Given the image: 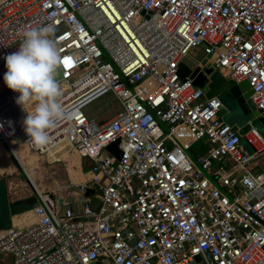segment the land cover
<instances>
[{"label": "built area", "instance_id": "obj_1", "mask_svg": "<svg viewBox=\"0 0 264 264\" xmlns=\"http://www.w3.org/2000/svg\"><path fill=\"white\" fill-rule=\"evenodd\" d=\"M36 24L55 26L66 61L67 118L43 148L27 143L3 81L4 57ZM201 50L210 58L194 67L246 81L264 117V0H0V147L91 163L61 196L35 190V221L0 230V264H264V140L251 122L240 136L218 99L178 77ZM108 92L121 111L97 126L81 109Z\"/></svg>", "mask_w": 264, "mask_h": 264}, {"label": "clouds", "instance_id": "obj_2", "mask_svg": "<svg viewBox=\"0 0 264 264\" xmlns=\"http://www.w3.org/2000/svg\"><path fill=\"white\" fill-rule=\"evenodd\" d=\"M53 24L26 25L15 51L4 57L5 86L18 93L16 103L25 112L22 122L28 144L43 148L50 143L48 130L66 119L61 103L62 61ZM2 128V125H0Z\"/></svg>", "mask_w": 264, "mask_h": 264}, {"label": "rangeland", "instance_id": "obj_3", "mask_svg": "<svg viewBox=\"0 0 264 264\" xmlns=\"http://www.w3.org/2000/svg\"><path fill=\"white\" fill-rule=\"evenodd\" d=\"M210 57L207 56L205 58H202L201 60L197 59V54L194 52H191L189 57L185 58L183 60V64L189 68L193 69L196 62H200L202 65H205L207 60ZM104 59L106 57L104 56ZM107 61V59H106ZM206 68H203V70ZM212 72V68L210 69ZM121 108L118 102L114 99L113 95L111 93H106L99 98L95 99L91 103L87 104L85 107L81 109L82 115L92 120L97 126L101 125L102 123L108 121L111 119L116 113L120 112ZM226 122L230 126L237 128V133L242 136L243 133L246 130L247 122L248 120L246 117L241 113V111L236 107L235 105H229L226 109ZM224 117V116H223ZM251 125L256 129V131L259 133V135L264 140V123H260L257 119H254L251 121ZM163 131H166V127L164 125H160ZM23 149V153L26 157L32 158L34 162H36L37 166L35 169L32 170V174L34 176V180L30 183L27 181L26 173L16 164L15 171L12 170L10 173H7V171L0 172V180H3L5 184L9 187L8 190V200L10 202L14 201H20L24 200L25 198L35 196V190L47 193L53 196H61L65 194V191L63 190V186L65 183L68 182V179L72 180L74 183L81 181L82 178L79 176L78 171H76V168H71V171H73V175L70 176L67 166L68 163L75 160L77 161V158L75 155H72L69 157V161L63 160L60 162H50L47 163L44 157H37L30 153L24 146L20 145ZM5 153L8 155H11L10 150L3 146ZM187 156L189 160L197 167L199 168V163L197 161V158L200 156V148L191 147L189 151L187 152ZM13 158V157H12ZM0 167L5 164V160L2 157L0 159ZM14 160V159H13ZM15 161V160H14ZM70 163V164H71ZM73 164V163H72ZM83 166L81 167L82 172L87 171L90 169L91 163L88 159L84 158L82 159ZM14 165V164H13ZM214 168H218L219 164L214 163ZM264 168V157L259 159L257 162V166L254 168V171H257L259 169ZM26 175V176H25ZM69 176V178H68ZM209 178V177H208ZM29 179V178H28ZM36 185V188L34 185ZM221 192L225 194V191L221 189ZM228 200L231 198L227 196ZM12 205V204H10ZM30 219L34 220L32 215H30ZM13 220L17 221L19 225H24L28 222V219L26 216L18 215L13 218ZM33 221V222H34ZM32 222V223H33ZM10 263V257L5 256L3 257V263L2 264H9Z\"/></svg>", "mask_w": 264, "mask_h": 264}, {"label": "water", "instance_id": "obj_4", "mask_svg": "<svg viewBox=\"0 0 264 264\" xmlns=\"http://www.w3.org/2000/svg\"><path fill=\"white\" fill-rule=\"evenodd\" d=\"M202 57L203 52L201 50L197 54V59L201 60ZM177 74L180 79L188 77L194 88H198L204 92V97L206 99L212 97L218 99L222 106L218 116H224V120H226L225 114L227 107L229 105H235L246 117L248 122L257 119L260 123H264V117L259 116V112L254 109L249 100L251 91L246 81L234 83L221 78L216 72H212L210 69L206 68L204 70H200L199 67H194L190 70L183 63L178 64ZM115 146L116 142L110 144L106 147V151L118 159L120 157V153L116 150ZM11 155L17 165L22 169L15 156L12 153ZM27 181L30 183L28 178ZM90 193L91 191L86 190L85 196ZM33 204L34 199L9 205L6 195V184L3 180H0V230L8 229L11 224V217L30 210ZM194 260L198 261V258L195 257Z\"/></svg>", "mask_w": 264, "mask_h": 264}, {"label": "crops", "instance_id": "obj_5", "mask_svg": "<svg viewBox=\"0 0 264 264\" xmlns=\"http://www.w3.org/2000/svg\"><path fill=\"white\" fill-rule=\"evenodd\" d=\"M11 145V144H10ZM11 150L13 151V154L15 155V157H16V159H17V161L19 162V164H20V166L23 168V170L25 171V173H26V175H27V177L29 178V180L32 182L33 180H34V176H33V174H32V170L33 169H35L36 168V166H37V164H36V162H34L33 160H32V158H28V157H26L25 155H24V153H23V149L21 148V146L20 145H11ZM21 156V157H20ZM4 158V160L6 161L5 162V164L3 165L4 167H5V169H4V171H7V173H10L12 170H14L15 171V166L13 165V163H12V161H11V158H10V156L7 154V153H5V151H4V148L3 147H0V159L1 158ZM19 159V160H18ZM76 162V163H75ZM71 163V162H70ZM69 163V171H70V175L72 176L73 174V171H71V169H70V166H71V164ZM36 164V165H35ZM83 166V164H82V160H80V159H77V161L75 160L74 161V167L76 168V171H78V173H79V176L82 178V180L81 181H83L84 180V178H85V176L84 175H82V172H79V168H81ZM17 170V169H16ZM4 171H1L0 170V172L2 173V172H4ZM31 173V174H30ZM69 177V176H68ZM80 180H79V182H81ZM34 185V187L36 188V185L35 184H33ZM37 189V188H36ZM6 190H7V186H6ZM7 194V193H6ZM35 199V198H34ZM28 200H31V198H25L24 200H20V201H14V202H16V203H18V202H24V201H28ZM7 202H8V204L10 205L11 203H13V202H10L9 200H8V194H7ZM13 205V204H12ZM24 212H27V211H24ZM31 213L30 212H27V213H23V214H21L22 216H26L27 217V219H28V222L26 223V224H28V223H32L33 221H30L29 220V215H30ZM32 215V214H31ZM17 222V221H16ZM13 223H15V222H13ZM18 223V222H17Z\"/></svg>", "mask_w": 264, "mask_h": 264}, {"label": "bare ground", "instance_id": "obj_6", "mask_svg": "<svg viewBox=\"0 0 264 264\" xmlns=\"http://www.w3.org/2000/svg\"><path fill=\"white\" fill-rule=\"evenodd\" d=\"M23 151V150H22ZM13 152V151H12ZM15 156V155H14ZM21 157V156H20ZM16 158V157H15ZM55 157L54 156H52V157H50L49 159H48V161H50L51 159H54ZM61 159H63V160H67V159H69L68 158V154H63L62 156H61ZM17 160V159H16ZM19 160V159H18ZM1 161V160H0ZM70 163V162H69ZM69 163H68V166H69ZM72 163L73 164H71V166H70V169L71 168H73L74 167V162L72 161ZM76 163V162H75ZM36 165V164H35ZM67 166V169H68V172H69V174H70V171H69V167ZM4 169H5V167L4 166H1L0 167V170L1 171H4ZM23 169V168H22ZM25 172V171H24ZM31 174V173H30ZM71 176V175H70ZM27 212H30V211H27ZM27 212H25V213H27ZM31 213V212H30ZM21 214H23V213H21ZM21 214H18V215H21ZM32 214V213H31ZM18 215H15V216H12L11 217V219H10V223H11V225L12 226H27V225H30V224H32V223H28V224H24V225H19L15 220H13V218L14 217H16V216H18ZM13 222H15V223H13Z\"/></svg>", "mask_w": 264, "mask_h": 264}, {"label": "trees", "instance_id": "obj_7", "mask_svg": "<svg viewBox=\"0 0 264 264\" xmlns=\"http://www.w3.org/2000/svg\"><path fill=\"white\" fill-rule=\"evenodd\" d=\"M10 156V155H9ZM10 158H11V161H12V163L14 164V166L16 167V164H15V161L13 160V158L10 156ZM29 198H31V199H34V196H31V197H29ZM16 202H13V203H11V204H15ZM23 213H25V212H23ZM31 215V214H30ZM29 215V216H30ZM29 220L30 221H34V220H32V219H30V217H29Z\"/></svg>", "mask_w": 264, "mask_h": 264}, {"label": "flooded vegetation", "instance_id": "obj_8", "mask_svg": "<svg viewBox=\"0 0 264 264\" xmlns=\"http://www.w3.org/2000/svg\"><path fill=\"white\" fill-rule=\"evenodd\" d=\"M23 202V201H22Z\"/></svg>", "mask_w": 264, "mask_h": 264}]
</instances>
